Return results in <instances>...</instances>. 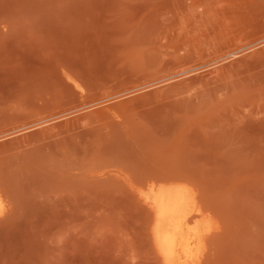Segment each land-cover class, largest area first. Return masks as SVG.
<instances>
[{
	"label": "rangeland",
	"instance_id": "obj_1",
	"mask_svg": "<svg viewBox=\"0 0 264 264\" xmlns=\"http://www.w3.org/2000/svg\"><path fill=\"white\" fill-rule=\"evenodd\" d=\"M171 181L264 264V0H0V264H166Z\"/></svg>",
	"mask_w": 264,
	"mask_h": 264
},
{
	"label": "bare ground",
	"instance_id": "obj_2",
	"mask_svg": "<svg viewBox=\"0 0 264 264\" xmlns=\"http://www.w3.org/2000/svg\"><path fill=\"white\" fill-rule=\"evenodd\" d=\"M154 214L152 235L166 264L188 262L204 244L205 228L212 222L198 202L197 190L187 182L150 184L142 191Z\"/></svg>",
	"mask_w": 264,
	"mask_h": 264
}]
</instances>
